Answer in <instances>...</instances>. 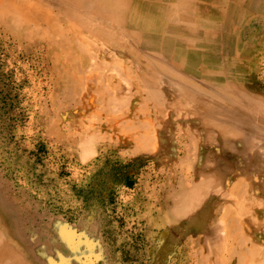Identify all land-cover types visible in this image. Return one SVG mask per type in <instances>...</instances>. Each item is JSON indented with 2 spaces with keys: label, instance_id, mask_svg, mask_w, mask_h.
Here are the masks:
<instances>
[{
  "label": "rangeland",
  "instance_id": "374dc122",
  "mask_svg": "<svg viewBox=\"0 0 264 264\" xmlns=\"http://www.w3.org/2000/svg\"><path fill=\"white\" fill-rule=\"evenodd\" d=\"M90 1L109 14L92 11ZM110 1L0 4V264H199L202 230L215 221L218 230L225 227L220 212L216 218L212 213L218 208L214 194L227 188L211 181L197 197L188 195L187 206L193 207L171 210L180 184H186L184 191L196 186V103L208 113L252 118L250 128L260 138L251 134L250 142L256 139L264 151V125H258L264 124V0H218V13L204 17L197 8L208 3L191 0L196 32L181 26L168 39V49L179 48L180 66L146 51L143 40L165 43L168 33H179V26L168 27L171 15L163 11L153 20L155 36H139L127 24L129 14L121 19ZM25 4L35 9L22 14ZM42 17L52 20L44 23ZM125 70L132 73L128 80ZM99 85L109 94L98 95ZM147 88L169 113L162 124L167 132L159 131L161 144L154 151L124 142L127 132H115L130 103L124 96H135L131 105L146 104L149 98L140 97ZM250 95H258L262 108L247 105ZM117 107L120 117L113 115ZM221 237L223 244H210L216 250L231 245ZM40 243L55 254L44 253ZM218 253L220 264L224 254Z\"/></svg>",
  "mask_w": 264,
  "mask_h": 264
},
{
  "label": "bare ground",
  "instance_id": "6f19581e",
  "mask_svg": "<svg viewBox=\"0 0 264 264\" xmlns=\"http://www.w3.org/2000/svg\"><path fill=\"white\" fill-rule=\"evenodd\" d=\"M71 1H73V0H71ZM75 1H78L79 3L85 2V0H75ZM188 1H191V0H188ZM202 1L205 3H208L209 7L204 5V7H198L197 8V13L201 17H204L206 14L207 15L208 14L213 15V14L218 13L217 12L218 0H202ZM176 2H177L175 4L176 7L181 6L180 3L178 2V0ZM1 3H2V0H0V4ZM17 4H16V6H17ZM88 4L91 6L93 5L92 11L97 10V12L104 13V15L109 14V10L106 8V6H104L102 4L98 3V5H95V4H93V2L88 3ZM184 4H187V3H184ZM30 6H32V5H30ZM30 6L25 4V6H23L22 14L28 13L30 8H31V10L35 9L34 7H30ZM13 7H14V5H13ZM10 8H12V7H10ZM65 8H66V6H65ZM192 10L193 9L191 8V11ZM37 11H38V8H37ZM175 11L176 10H174V14H172V17H171L172 18L171 19L172 24L174 21H176L177 25H180L181 23H186L185 21H187V20H185L184 16H181L182 15L181 12L179 13L181 15H179L178 12L177 11L175 12ZM187 14H188V12H187ZM73 15H75V14H73ZM199 15H198V18H199ZM76 16L78 17V15H76ZM16 17H18V20L23 19V17L20 15V13H17ZM24 17H26V16H24ZM110 17H112V16H110ZM119 17H121V16H119ZM201 17L199 19H201ZM49 19L42 17V19H40V20H42V22L45 23ZM111 19H113V18H111ZM25 20L28 22L27 18ZM25 20H23V21L26 22ZM51 20L52 19H50L49 22H51ZM92 21H94V20H92ZM82 22H83V20H82ZM48 23L46 25H48ZM24 26H25V24H24ZM42 27H43V25H42ZM37 28H39V27L37 26ZM37 31H38V29H37ZM180 31H181V29H180ZM106 32H107V30H106ZM143 40H144V44L146 45L145 50L148 51L149 53H152V54L158 56L162 60L168 58L169 60L172 61V63H174V65H178V66L182 65L181 56L178 53H175L173 50H170L166 47V46H169L168 40H166L165 43L163 42V40H160V42L158 43V41L155 42L153 39L150 40V38L149 39L143 38ZM150 41H151V43H149ZM77 48L79 50V47H74V48L70 47L71 51L73 50V52L75 50H77ZM81 49H82V47H81ZM106 56H107V54H106ZM84 57L88 58L85 55H84ZM91 58L93 59V61L97 60V58H95V57H90V59ZM82 61L85 62L84 59L80 60V62L78 60V62L80 63V66L83 64V63H81ZM102 63L103 62H101V64ZM117 64H119V63H115L114 67L117 66ZM74 65H77V61L74 62ZM121 66L122 65L120 64V68H121ZM108 69H109V67H108ZM116 69L117 68H115V70ZM121 70H122V68H121ZM99 72L100 71H98V74H100ZM112 72H114V69L112 70ZM117 73L120 74L122 72L119 71ZM119 74H117V75H119ZM122 74H124L125 77L127 76V80H128V78H130L132 76V73H130V72L128 73L127 71L125 73H122ZM173 75L178 76L177 74H173ZM148 76H150L149 73H148ZM134 78H136L135 75H134ZM89 79H91V77H89ZM92 80H94V79H92ZM139 80H141V79H139ZM107 81H108V79H107ZM67 82L69 83V79H67ZM112 83L114 84L115 82L112 80ZM114 85L116 86V84H114ZM148 86L150 87L153 85L148 82ZM174 86L175 85H172V87H174ZM131 87H133V86H131ZM182 87H184V86H182ZM116 88H117V86H116ZM176 88L180 91V88L175 87V89ZM147 89H148V91L146 92L147 96L140 97V98H149V101L146 104L140 103L137 105H131V101L133 99H135V96L129 95L128 97H126V95L125 96L123 95L125 102L123 100L122 101L125 104H126V102H130L129 104H126L124 110L122 111L123 116H125L127 118L123 117V118L117 119V123H119V125L117 126V128L114 126V128H116L115 132L116 131L127 132V136H126L125 140L123 139L124 142L130 143L131 145L134 144L135 147L144 148V149H145L144 146H148L149 148H151V147H154V145L159 146L161 144L160 141L162 139V136L159 134V131L167 132L166 126H163L162 124H163L165 119H168V116L164 119L166 114L169 115L167 110H165V107L163 109L161 107L162 105L160 106L159 101L156 97V94L154 92H151L152 88L151 89L147 88ZM153 90H155V89H153ZM139 91H137V89H135L132 93L137 95V94H140ZM175 91L177 92V90H175ZM184 91L186 92L187 90H184ZM181 92H179V94ZM97 93H98V95H102V96L109 94L108 92L103 90V88L101 86L99 87V90L97 91ZM177 93L175 94L176 96L174 99L179 98ZM115 94H117V93H115ZM123 96H121V97H123ZM161 96H162V94H161ZM185 96H184V98H185ZM165 97H167V96H165ZM171 98L173 99V96ZM249 98L250 99L246 100L248 106H250L251 103L254 104L255 106H258L260 103H262V102H260L258 95H250ZM129 99H131V100H129ZM187 99H189V98L186 97V101H187ZM173 101H175V100H173ZM176 102L178 104V101H176ZM166 105L168 108L167 103H166ZM170 105H171V102H170ZM186 105L188 106L189 104H186ZM119 108L120 107H117L116 109L118 110ZM259 108H262V107H260V105H259ZM174 109H176V107ZM250 111L252 112V110H250ZM113 112H114V109H113ZM116 113L118 114V116L121 114L120 110L113 113V115L114 114L116 115ZM174 114H175V112H174ZM254 114H256V113H254ZM194 115H196V118H193L191 124H192L193 128L196 130V138H195L196 139V162H195L196 168H194V170H195V173H194L195 182L194 183L196 186L194 189H189V191L186 190L187 191L186 192V191H184V187H187L186 184H180V190L182 192H181V194H179L178 198L176 197L177 199L175 198L176 199V205H174V207L172 206L171 210L178 212V211H181L182 209H185L187 206V202L189 201L188 195L189 196L192 195V197H194V198L197 197L196 196L197 193L198 192L200 193V191L203 189V187H207L211 181L214 184L217 183V186L219 188H221L220 186L223 185L222 186L223 188H225V187L227 188V192L219 193L217 191L219 189L214 190V191H217L214 194V197H216L218 200L217 201L218 208L216 210H214V212L212 213V217L214 216L216 218L217 212L219 211L221 214V219H223L225 222V227L222 230L221 229L218 230L216 225H215L216 224V221H215V222H212L210 224L208 229H204V230L201 229L204 232V234H203V236H201L202 239L200 241H197V243H196V258H197L196 262L198 261L199 264H217L215 258L219 255L218 251H220L221 253L223 252L222 254H224V256L221 257L222 262H220V264H264V151H263V148L262 149L259 148L258 145L256 144L255 138H257L258 135L256 136L255 134H253L255 132H253V128H250L252 126V118L243 117L242 114L240 116H238L236 114L220 113V112L216 113L214 111H211L208 113L204 109L200 108V106H198L197 103H196V114H194ZM140 117H143V118L139 119ZM62 118H63V116H62ZM104 123L105 122H103V124ZM254 124L256 125V122ZM258 125L262 127L264 124H261V125L258 124ZM253 127L254 128L256 127L258 129V126H253ZM88 128H90V127H88ZM257 129H256V131H257L256 133H258ZM110 132H112V131H110ZM117 134H119V133H117ZM251 134H253V136L254 135L256 136V137L254 136L255 138H253L255 140L252 141L255 145H252V142H250L251 140L249 137L251 136ZM260 134H262V133H260ZM239 144H240L242 150H239L237 148V146ZM138 148H135V149L139 150ZM151 149H153V151H154L155 148H151ZM184 153L185 152H183V154ZM179 155H180V153L177 152L175 154V158L177 159L179 157ZM187 161H188V159H187ZM214 191H213V193H214ZM206 192H207V190H206ZM196 199H198V198H196ZM191 204H192V202L190 203V206L188 205L189 207L187 206V208H191V206H192ZM196 207H197V200H196ZM185 210H187V209H185ZM211 220H213V219H211ZM217 223L219 224L220 222H217ZM219 225H217V226H219ZM220 226H219V228H220ZM219 235H221V236L223 235V238L226 241L225 243L231 244L228 248L223 249V246H221L222 247L221 248L219 245L221 250H220V248H218V250H216L217 248H213L210 245L212 243L215 245V243H216V242H212V240L217 241V243H220L218 241L223 240L222 237ZM219 237L221 239H218ZM220 244H223V243H220ZM38 246H40L39 248L44 253L51 254V252H53L52 254H55V251L51 250V248L49 246L44 245V243H40V244H38ZM216 247H218V246H216ZM37 251H38V249H37ZM74 252H75V249H74ZM208 256L212 257L211 261H210V259H209V261H207ZM5 264H19V261H17V260L7 261Z\"/></svg>",
  "mask_w": 264,
  "mask_h": 264
},
{
  "label": "crops",
  "instance_id": "0c3cea01",
  "mask_svg": "<svg viewBox=\"0 0 264 264\" xmlns=\"http://www.w3.org/2000/svg\"><path fill=\"white\" fill-rule=\"evenodd\" d=\"M110 3L112 5H109V6H111L114 11L119 10L118 12L120 14H122V17H120L121 19L126 18L127 15L129 14L127 24L129 25L130 29L133 32H135V35L155 36L158 29L154 28V22L155 21H153V20L156 19L157 17H160L163 14V11H164V13L171 15L168 18L169 29L171 28L170 26H173V24L177 25L176 21H174L175 23L173 22V24H172V22H171L172 14L168 12V9H174V10L178 11L177 10L178 7H176V5H175L177 3L176 0H164L163 3H165V4H163V5L161 2H160L161 5H159L158 3L154 2V0H135V2H134V0H129V1L121 0L120 2H119V0H111ZM182 3L183 4L187 3L184 5L180 3V5H181L180 8L182 10L180 12L185 17V20H187V21H185L187 24L181 23L180 25H177V26H179V33H176V34L171 33V32L168 33L167 34L168 37L166 40H168L169 36L172 34H174V36L175 35L178 36L180 34V27L181 26L184 29H187V31H189V33H191V34H194L196 32V4L194 2L191 3V1L188 2L185 0ZM186 5H189L190 8H188V6H186ZM183 7H185V9L188 8V11H187L188 14L187 13L184 14L185 9ZM115 8H118V10H116ZM191 8L194 10V11L192 10L193 17H190ZM169 29H168V31H169ZM166 47H170V46H166ZM173 51L175 53L179 54V48H178V50H173Z\"/></svg>",
  "mask_w": 264,
  "mask_h": 264
}]
</instances>
